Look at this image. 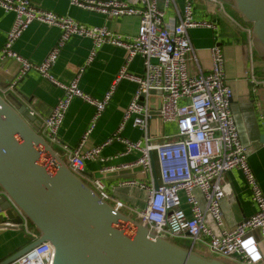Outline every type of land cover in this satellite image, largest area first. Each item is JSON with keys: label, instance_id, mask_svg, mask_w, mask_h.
Returning a JSON list of instances; mask_svg holds the SVG:
<instances>
[{"label": "built area", "instance_id": "built-area-1", "mask_svg": "<svg viewBox=\"0 0 264 264\" xmlns=\"http://www.w3.org/2000/svg\"><path fill=\"white\" fill-rule=\"evenodd\" d=\"M80 10L104 15L107 18H139L140 27L136 36L117 34L107 27L97 28L81 25L68 16L35 7L31 0H0V8L14 13L15 20L7 35L0 56L4 60L14 58L21 64L15 83L32 70L45 80H50L62 90V98L43 120L41 134L52 145H58L59 130L73 99L79 98L95 108V116L86 130L80 144L75 148L63 147L68 156V169L83 176L101 200L115 209L125 212L137 223L146 226L159 237L172 238L193 250L208 253L239 264H264V193L260 182L248 163L247 149L240 140L234 114L231 109L233 93L225 75V57L218 44L210 49L212 65L209 72H203L195 56L189 31L194 28H214L211 22L199 21L195 17L193 0H183L180 10L176 0H69ZM214 4L221 16L241 31L247 39L249 49L248 78L256 88L264 87L255 71V51L252 27L242 21L223 0H203ZM176 10L173 26L166 23V11ZM33 22L57 27L60 37L56 46L41 64L23 59L13 50V43ZM87 37L94 48L88 57L90 64L97 49L109 44L126 51L125 62L102 100H97L79 89L78 76L67 85L59 83L51 74L61 50L72 37ZM143 59L142 75L134 76L130 67L136 58ZM198 64L195 73L190 64ZM123 79L136 83L137 90L125 109L121 125L103 145L85 150L87 140L95 128L101 113L108 106L113 94ZM158 100V112L163 124H173L175 135L163 134V143L156 144L152 131V98ZM127 124L142 131L138 141L123 137ZM119 142L124 154L139 153L132 163L116 165L110 163L100 175L115 173L136 167H143V178L120 180L118 187H132L145 191L144 208L130 207L115 198L103 179L87 178L83 175L87 161L95 160L105 146ZM156 167L155 185L154 170ZM239 170L251 190V200L256 211L250 219L232 228L228 227L223 202L225 193L222 179L231 170ZM115 188H113L114 190ZM4 195L0 189V197ZM189 207L190 214L183 208ZM1 213V209H0ZM54 248L45 242L18 258L15 264H52Z\"/></svg>", "mask_w": 264, "mask_h": 264}, {"label": "crops", "instance_id": "crops-1", "mask_svg": "<svg viewBox=\"0 0 264 264\" xmlns=\"http://www.w3.org/2000/svg\"><path fill=\"white\" fill-rule=\"evenodd\" d=\"M134 2L135 0H124ZM163 0H159L162 3ZM32 4L43 10L52 11L60 16H68L75 22L89 27H107L114 33L128 36H136L140 27L139 18L122 17L119 19L107 18L104 15L82 11L70 4L69 0H31ZM195 4V17L199 21L211 22L214 28H194L189 31V38L193 44L195 56L203 72H209L212 59L210 49L214 44L222 47L225 57V75L228 85L233 93L231 109L234 114L236 127L239 130L240 140L247 149L248 163L251 165L255 176L260 182L264 193V87L256 88L248 78L249 49L244 34L236 29L229 21H226L216 9V6L203 0H193ZM178 8L182 10L183 0H176ZM166 23L173 26L176 22V10L173 7L166 11ZM15 20L14 13H7L0 8V56L4 48L8 33L12 29ZM61 31L54 26H46L39 22H33L22 35L14 41L13 50L16 54L29 62L41 64L48 53L56 46ZM94 48L93 42L87 37H72L57 59V63L51 70V74L59 83L67 85L78 76L81 69L84 72L79 77V89L97 100H102L110 89L115 77L120 72L124 62L126 51L109 44L97 49L93 61L87 64V59ZM256 56V54H255ZM0 81H13L21 69V64L14 58L1 62ZM198 64H190V72L193 74L198 69ZM255 71L260 80H264V62L256 56ZM130 73L134 76L142 75L143 59L136 58L130 67ZM18 88L20 92L31 101L28 108L41 120L50 116L52 109L62 98V90L50 80L32 70L24 78L20 79ZM15 83V80H14ZM137 85L129 79H123L113 94L108 106L101 113V117L90 134L85 150L101 146L110 138L122 123L124 112L134 97ZM153 114L152 131L157 138L156 144L163 143L161 138L165 135H175L177 130L173 124H163L158 113V100L154 97L151 101ZM95 116V108L83 102L79 98L72 100L66 113L64 123L59 130L60 143L54 146L58 156L66 160L68 154L63 147H77ZM124 138L138 141L142 138L139 131L131 124H127L122 130ZM124 146L119 142H113L103 149L97 159L87 161L85 177L100 178V173L106 165L120 162L132 163L139 157V153L124 154ZM85 181V178L82 176ZM143 178V174L130 171L118 172L115 176H105L102 179L109 187L112 195L127 206L135 207V188L118 187L123 179ZM222 187L225 199L222 205L228 227L250 219L256 211L251 200V190L245 181L243 174L233 169L222 179ZM113 188H115L113 190ZM183 208L190 214L189 207L184 203ZM24 229L0 230V262L8 256L16 253L32 241L38 234L30 224L24 223ZM208 253L206 250H203Z\"/></svg>", "mask_w": 264, "mask_h": 264}, {"label": "water", "instance_id": "water-1", "mask_svg": "<svg viewBox=\"0 0 264 264\" xmlns=\"http://www.w3.org/2000/svg\"><path fill=\"white\" fill-rule=\"evenodd\" d=\"M223 2L251 25L255 54L264 62V0ZM18 85L0 81V230H21L27 222L38 236L0 264H15L45 242L54 248L52 264H239L156 236L101 200L41 134L43 120Z\"/></svg>", "mask_w": 264, "mask_h": 264}, {"label": "rangeland", "instance_id": "rangeland-1", "mask_svg": "<svg viewBox=\"0 0 264 264\" xmlns=\"http://www.w3.org/2000/svg\"><path fill=\"white\" fill-rule=\"evenodd\" d=\"M116 165H119L121 164L120 162H115ZM135 193H134V203H135V207H138L140 209L144 208V205H145V200H146V193L145 191H140L138 189H135ZM195 253H199V254H202V255H207L205 251H202V250H195L194 251Z\"/></svg>", "mask_w": 264, "mask_h": 264}]
</instances>
